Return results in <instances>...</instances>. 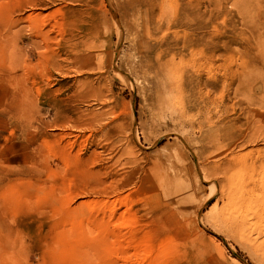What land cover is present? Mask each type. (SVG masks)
Masks as SVG:
<instances>
[{"label": "rangeland", "instance_id": "rangeland-1", "mask_svg": "<svg viewBox=\"0 0 264 264\" xmlns=\"http://www.w3.org/2000/svg\"><path fill=\"white\" fill-rule=\"evenodd\" d=\"M0 264H264V0H0Z\"/></svg>", "mask_w": 264, "mask_h": 264}, {"label": "bare ground", "instance_id": "bare-ground-1", "mask_svg": "<svg viewBox=\"0 0 264 264\" xmlns=\"http://www.w3.org/2000/svg\"><path fill=\"white\" fill-rule=\"evenodd\" d=\"M219 225H220V224H219ZM211 227H212V226H211ZM218 227H219V226H218ZM252 227H253V225L251 226V225L249 224V227H248V228H249V231H250V229H251ZM253 228H254V229L259 228V226L256 227V228H255V227H253ZM242 236H244V238H246V239H249V240L251 239L249 236H245L244 232H242ZM255 239H256V238H255ZM254 241H255V240H254ZM255 243H256V242H255ZM238 262H239V261H238Z\"/></svg>", "mask_w": 264, "mask_h": 264}]
</instances>
